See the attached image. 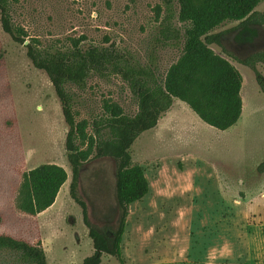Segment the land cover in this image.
<instances>
[{
  "label": "rangeland",
  "instance_id": "obj_1",
  "mask_svg": "<svg viewBox=\"0 0 264 264\" xmlns=\"http://www.w3.org/2000/svg\"><path fill=\"white\" fill-rule=\"evenodd\" d=\"M163 9V0H13L10 16L25 42L34 40L42 51L112 46L132 63L151 64L164 75L180 47L157 40ZM171 9L177 14L175 0ZM255 10L264 12V0ZM176 17L172 24L182 29ZM212 33H222L221 44L234 59L215 44L210 48L241 75V115L219 131L173 99L155 128L136 138L129 152L148 192L128 207L121 259L103 255L101 264H264V171L258 170L264 161V62L256 64L260 85L238 61L264 52V25L226 22ZM65 89L74 119L87 123L88 135L108 105L129 116L137 109L114 74L92 73L84 85ZM67 131L48 76L0 26V234L39 245L47 264H81L93 251L81 209L69 194ZM42 164L62 167L67 179L54 203L31 216L19 208L20 186ZM114 175L110 158L91 159L80 171L78 195L91 224L104 232L117 224ZM0 264L26 263L0 250Z\"/></svg>",
  "mask_w": 264,
  "mask_h": 264
},
{
  "label": "trees",
  "instance_id": "obj_2",
  "mask_svg": "<svg viewBox=\"0 0 264 264\" xmlns=\"http://www.w3.org/2000/svg\"><path fill=\"white\" fill-rule=\"evenodd\" d=\"M12 1L0 0L1 29L13 42L24 45L32 65L48 76L68 126L65 150L71 170L69 194L81 209L93 248L81 264H101L103 255L120 260L128 207L148 192L143 170L132 163L131 145L139 135L155 128L173 99L186 103L203 123L219 131L236 124L242 112V78L226 58L210 48L215 44L227 57L234 59L221 44L222 33H212V30L226 22H239L240 26L264 25V12L255 10L261 0H175L177 14L171 9L174 0H163L165 9L159 16L157 40L180 47L179 57L164 75H159L151 64L132 63L112 46L88 45L68 51H42L34 40L26 43L23 30L11 22ZM176 15L182 29L172 24ZM238 61L253 70L257 82L262 85L256 64L264 62V52ZM92 73L119 76L136 99L137 109L129 116L116 105H108L106 114L92 123V134L88 135L87 123L74 119L65 88L68 84L84 85ZM77 141L86 147L80 148ZM102 158L115 162L114 195L118 211L115 228L105 232L91 224L87 205L78 195L81 167L91 159ZM258 170L264 171V161ZM66 179L65 170L56 164H42L29 170L20 186V210L33 216L48 209ZM0 250L17 253L26 264H47L39 245H30L6 234H0Z\"/></svg>",
  "mask_w": 264,
  "mask_h": 264
}]
</instances>
